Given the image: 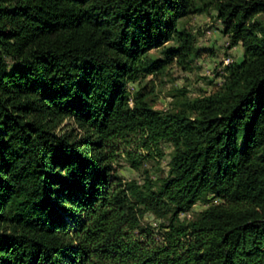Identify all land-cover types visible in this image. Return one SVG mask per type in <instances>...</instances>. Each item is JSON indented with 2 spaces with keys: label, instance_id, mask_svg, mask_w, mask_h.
Masks as SVG:
<instances>
[{
  "label": "trees",
  "instance_id": "16d2710c",
  "mask_svg": "<svg viewBox=\"0 0 264 264\" xmlns=\"http://www.w3.org/2000/svg\"><path fill=\"white\" fill-rule=\"evenodd\" d=\"M211 12L243 49L220 87L164 111L132 97L164 70L154 51L190 63L182 22ZM261 15L264 0H0V264H264Z\"/></svg>",
  "mask_w": 264,
  "mask_h": 264
},
{
  "label": "rangeland",
  "instance_id": "374dc122",
  "mask_svg": "<svg viewBox=\"0 0 264 264\" xmlns=\"http://www.w3.org/2000/svg\"><path fill=\"white\" fill-rule=\"evenodd\" d=\"M257 22L264 35V15L259 16ZM182 26L186 27L197 41V51L190 63L180 65L176 58L168 56L174 47V43L170 42L165 49L152 53V58L166 61L164 70L140 83L130 84L128 88L132 97L139 92L147 95L148 103L155 110H167L181 92L189 98L214 92L223 81L225 67L243 59V49L240 45L230 48L229 39L223 34V27L215 12L188 17L183 20ZM164 151L167 156L160 163L146 164L153 179L165 176L168 171L170 147L165 146ZM118 175L125 180L140 178V174L132 170L125 160L118 166ZM211 203H218V200L212 199L197 204L185 215L186 218L191 219ZM144 223L152 227L160 225L159 221H153L149 216L145 218Z\"/></svg>",
  "mask_w": 264,
  "mask_h": 264
}]
</instances>
